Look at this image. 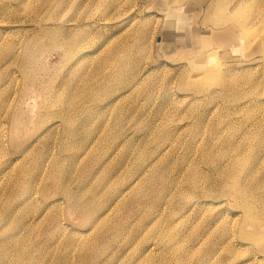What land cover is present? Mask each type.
<instances>
[{
	"label": "rangeland",
	"instance_id": "rangeland-1",
	"mask_svg": "<svg viewBox=\"0 0 264 264\" xmlns=\"http://www.w3.org/2000/svg\"><path fill=\"white\" fill-rule=\"evenodd\" d=\"M0 260L264 264V0H0Z\"/></svg>",
	"mask_w": 264,
	"mask_h": 264
},
{
	"label": "bare ground",
	"instance_id": "bare-ground-1",
	"mask_svg": "<svg viewBox=\"0 0 264 264\" xmlns=\"http://www.w3.org/2000/svg\"><path fill=\"white\" fill-rule=\"evenodd\" d=\"M237 190H238V188L236 187V189L234 190V193L237 192ZM0 261H1V260H0ZM10 263H11V261H10ZM11 264H12V263H11Z\"/></svg>",
	"mask_w": 264,
	"mask_h": 264
}]
</instances>
